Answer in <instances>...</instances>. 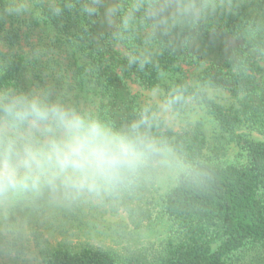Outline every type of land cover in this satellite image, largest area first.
<instances>
[{"label": "trees", "instance_id": "16d2710c", "mask_svg": "<svg viewBox=\"0 0 264 264\" xmlns=\"http://www.w3.org/2000/svg\"><path fill=\"white\" fill-rule=\"evenodd\" d=\"M135 3L0 0V91L51 89L120 129L146 107L132 85L155 91L166 78L167 100L177 98L171 109L197 103L228 137L236 160L215 161L217 141L206 137L203 123L187 134L157 120L151 134L185 166L160 196L157 218L168 223L169 234L159 249L122 260L92 244L90 219L99 205L51 215L19 203L0 205V249L9 256L0 264H237L264 255V140L246 133L264 136V0H207L210 7L194 24L169 15L152 45L144 43L151 29L142 11L124 26ZM111 44L124 53L111 51ZM140 53L148 62L130 63ZM193 65L203 67L195 86L185 71ZM205 89L228 93L237 111L211 101ZM146 192L143 183L100 207L128 209Z\"/></svg>", "mask_w": 264, "mask_h": 264}, {"label": "clouds", "instance_id": "9594fccd", "mask_svg": "<svg viewBox=\"0 0 264 264\" xmlns=\"http://www.w3.org/2000/svg\"><path fill=\"white\" fill-rule=\"evenodd\" d=\"M208 7L207 0H137L124 26L142 11L151 29L144 43L152 45L169 15L194 24ZM138 59L141 66L148 62L140 53L130 63ZM176 99L160 102L155 113L146 106L139 120L116 129L51 89L0 91V205L23 203L51 215L75 212L184 168L171 146L150 132L157 120L174 119Z\"/></svg>", "mask_w": 264, "mask_h": 264}, {"label": "rangeland", "instance_id": "374dc122", "mask_svg": "<svg viewBox=\"0 0 264 264\" xmlns=\"http://www.w3.org/2000/svg\"><path fill=\"white\" fill-rule=\"evenodd\" d=\"M110 25V24H109ZM111 51L124 53L120 45L111 44ZM203 69L200 65L185 67L186 77L190 83L195 86L196 74ZM163 85L155 91H147L132 85L133 92L138 95L143 106H151L154 112L158 111V104L167 101L166 86L170 81L162 79ZM207 97L218 105L223 106L228 111L236 112L239 104L231 96L220 90L205 89ZM174 119L162 122L177 133L192 134L197 124L203 123V129L206 137H213L217 142L218 148L213 151L212 157L221 161H235V152L231 149V143L226 135H223L219 127L205 114L204 110L197 103H190L184 107L183 111H174L171 109ZM255 140H264V136L254 131H246ZM178 169L164 171L157 174L156 178L144 183L147 187L146 195L139 204H133L130 208L116 209L105 204V206L95 207L91 216L92 239L91 243L104 247L115 252L122 260L126 257H134L144 253L153 254L160 248V244L165 241L169 234V225L164 219H158L160 206V196L164 195L171 186L176 177ZM150 189V191H149ZM11 236V235H10ZM159 246V247H158ZM1 250V249H0ZM5 257L3 250L0 251ZM36 252V251H35ZM35 254V253H34ZM33 255H27V259ZM254 254H250L245 260L237 264H264V255H260L258 260H254ZM250 258V259H248ZM255 261V262H254ZM260 261V262H258ZM13 264H19L13 261ZM123 264V263H118Z\"/></svg>", "mask_w": 264, "mask_h": 264}]
</instances>
